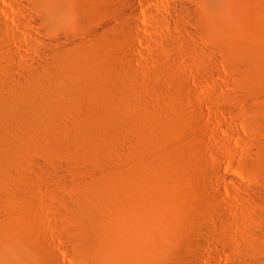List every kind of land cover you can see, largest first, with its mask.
<instances>
[{
    "label": "rangeland",
    "instance_id": "rangeland-1",
    "mask_svg": "<svg viewBox=\"0 0 264 264\" xmlns=\"http://www.w3.org/2000/svg\"><path fill=\"white\" fill-rule=\"evenodd\" d=\"M86 1L0 0V74L14 86L53 52L94 42L97 26L118 35L130 25L139 48L137 61L119 62L107 45L106 66L122 70L118 86L102 69L86 72L93 108L80 110L77 94L49 108L65 134H78L89 115L99 127L118 125L102 135L104 154L77 156L51 140L14 173L0 163V222L27 231L33 264H264V0L204 9L199 0H147L136 5L138 28L108 3L94 21L77 18L72 33L57 28L58 13L45 21L56 6L65 13ZM178 4L195 18H177Z\"/></svg>",
    "mask_w": 264,
    "mask_h": 264
},
{
    "label": "bare ground",
    "instance_id": "bare-ground-1",
    "mask_svg": "<svg viewBox=\"0 0 264 264\" xmlns=\"http://www.w3.org/2000/svg\"><path fill=\"white\" fill-rule=\"evenodd\" d=\"M199 1L201 2V5H200L201 8L204 9V7L206 8L207 6H209V4L212 0H199ZM104 3H108L109 6L117 9V11L119 13L120 21L121 20L126 21V22L129 21V22H131L130 24H133L136 28H138V26H137V6L136 5H137V3L138 4H145V3H147V0H87L86 3L84 5H82L81 10H73V8L70 7L68 10H66L65 13H62L61 9L56 6L53 10V13H52L53 15L49 14V16L47 18H45V21L47 22V24L50 23V21H52V19L58 13V18H60V20L57 19V23H56L57 28H59L63 31H66L68 33H72V32H74V28H76V26H77V25H74L77 18H79V20H81V19H89L90 21L96 20L97 17L99 16V13H101L103 11V8H104V6L98 7V5H102ZM174 10H175V16L177 18H182L184 15H187L188 17H194L197 15L196 14L197 11H191L189 9L187 10L183 6V4L176 5L174 7ZM54 12H55V14H54ZM192 15H194V16H192ZM56 18H57V16H56ZM183 18H185V17H183ZM54 20H55V18H54ZM117 21H118V19H117ZM170 22L171 21H166V25L167 26L170 25L171 24ZM117 26H118V28L121 27L120 24L116 23V25L114 26L115 31L118 30ZM129 26L126 28L121 27L122 32L120 31V34H118V35L110 34L106 29L101 28V26H97V27L90 29L89 34L93 35V37L95 39L94 42H92V43H85V42L79 43V44H77V46H74V47L72 46V47L66 48L62 51L53 52V54L50 55L49 59H41V61L39 63L40 65L38 66L39 69L34 70L33 73L30 74L32 76H30L29 79L25 80V78H24L25 82H24V84L22 83L23 85L21 87L17 86V85L16 86L12 85L14 83L13 82L11 83L9 81L11 79L8 80L5 77H1V74H0V163H2L5 167L7 166V168H9L10 172H13V171H11L13 165H15V164L17 165L18 163H21V160H22L24 155L29 153L33 148H41V147L45 148L46 145L50 146L49 141H51V140L54 141V143H55L54 145H56V147H59L62 145L63 146L67 145L68 148L69 147L73 148L74 151L76 152L77 156H79L78 155V154H80L79 152L82 153L81 150H84V151L87 150L88 152L91 151V152L95 153V155H98V156H102L104 154L103 147H104V144L106 142V139H104L105 141H103L102 135H104V138H105L106 132L108 130H112V131L117 130L118 125L116 126L115 124H113L110 126H103V127L100 126L101 127L100 128L99 125L96 123L94 117H93L94 115L93 116L89 115L88 117H86V119L84 121H80L81 125L76 127L78 134L75 132L72 134H70V133L65 134L66 133L64 131L65 129L62 130L63 128H59V126L61 127L62 124L57 126V124L54 121H52V118H51L50 114H48V112H49V110H51V109H49L51 106L57 105V103L65 100L66 97H68L69 95H72V94H77V102H78V106H79L80 110H82L83 108H85V109L86 108H88V109L93 108V99H94V95H95L94 90H93V87L89 85V82L87 84L85 83L89 79V77H87L86 72L89 71V69L93 66H95L99 69H102L101 72L104 74V76L109 81L113 82V84H115L117 86L120 85V83H121V72H122L121 68H119V67L118 68H115V67L110 68V67L106 66V64L108 62L110 63V61H111V59H110L111 54H110L109 50L107 49V45L111 44L117 49V52L115 53V58L119 62L122 60L130 61V62L131 61L132 62L137 61L136 56H134L132 54L133 52H139V48L137 47V45L135 43V38H136L135 35L136 34L134 33V31H132L129 28ZM0 61H1V59H0ZM125 65H123V66H125ZM3 67H6V66H3ZM5 69L8 70L7 68H5ZM124 69H126V68L124 67ZM13 73H15V72H13ZM65 78H69L71 80V82L68 85H66L65 87H62V86L60 87L59 83H62V80ZM99 81H100V79H99ZM102 81L104 82V80H102ZM250 85H252L251 82H250ZM135 98H136V96H135ZM109 100L113 105L117 104V101L114 98H111ZM142 101H143V98H142ZM99 104H101V103L99 102ZM56 107H57V109H59L58 106H56ZM96 108H97V106H96ZM116 110H117V108H116ZM118 110H121V109H118ZM127 112H129V111H127ZM79 114L81 115L80 111H79ZM58 117H61V116H58ZM64 117H65V115H64ZM56 121H58V120H56ZM76 123H78V122H76ZM127 123H126V125H127ZM77 125L78 124H76V126ZM76 128H74V129H76ZM86 128L88 130L85 131ZM100 132H102V134H100ZM121 133H122V131H121ZM107 135H109V134H107ZM259 147H260V144H259L258 148ZM261 148L264 152V144H263V146H261ZM63 150H65V149H63ZM83 154H85V153L83 152ZM117 155H118V153H117ZM114 156L116 157V155H114ZM24 159H25V157H24ZM88 159H90V158H88ZM105 159H106V157H105ZM110 159H108V160H110ZM250 159L252 160L251 157H250ZM250 159L248 161L249 163H250ZM64 160H66V159H64ZM83 160H84V158L82 157V162H83ZM103 160H104V157H103ZM254 162H256V161L253 159L252 164ZM66 165H68V164H66ZM25 166H27V165H25ZM69 166H70V164H69ZM98 169H101V168H98ZM26 170H27V168H26ZM14 172H16L15 169H14ZM13 173H11V174H13ZM26 173H27V171H26ZM6 177H8V176H6ZM30 177L28 176L27 180ZM24 178H25V176H24ZM2 179L3 178L1 176V181H2ZM24 180H26V179H24ZM25 182H27V181H25ZM9 183H11V182H9ZM60 184H61V182H59V186H61ZM55 185H56V183H55ZM12 186H13V184H12ZM23 186L25 187V184L22 185V187ZM15 191H17V190H15ZM6 192H8V190ZM2 193L5 194L4 191ZM12 193H14V192H12ZM7 195H9V192ZM5 197L7 198V196H5ZM22 197H20V198H22ZM0 198H2V197H0ZM6 198H5V200H6ZM16 198H17V196H16ZM7 200H9V199H7ZM4 203H5V201H4ZM63 206H64V204H63ZM7 216H9V215H7ZM82 218H84V217L80 213L72 215V220L77 226H80L81 224L84 223ZM26 232L24 231V229L21 231L20 227H18L16 223L12 224L10 222H5V223L0 222V264H33L32 248H31V244H30L31 241H30ZM70 232H72V231L70 230ZM97 240H98V245H99L98 248L101 249V251H103L105 248V244H106V237L101 236V237H98ZM90 242H92L91 237L88 235V236L83 238L81 244H83L84 247H88V245L91 244ZM78 245H80V244H78ZM79 247H81V246H79Z\"/></svg>",
    "mask_w": 264,
    "mask_h": 264
}]
</instances>
